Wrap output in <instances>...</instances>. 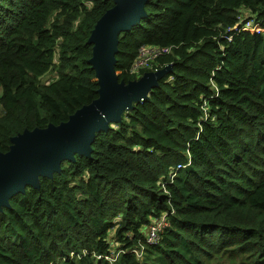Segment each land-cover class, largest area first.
<instances>
[{
	"label": "trees",
	"instance_id": "1",
	"mask_svg": "<svg viewBox=\"0 0 264 264\" xmlns=\"http://www.w3.org/2000/svg\"><path fill=\"white\" fill-rule=\"evenodd\" d=\"M114 5L0 0V152L98 98L89 38ZM145 10L119 32V80L170 70L96 133L90 155L10 197L0 264H264V0H147ZM250 18L259 31L241 28ZM142 45L167 50L133 71Z\"/></svg>",
	"mask_w": 264,
	"mask_h": 264
},
{
	"label": "water",
	"instance_id": "2",
	"mask_svg": "<svg viewBox=\"0 0 264 264\" xmlns=\"http://www.w3.org/2000/svg\"><path fill=\"white\" fill-rule=\"evenodd\" d=\"M97 21L89 42L93 43L90 62L99 80V96L59 124L25 129L11 138L6 152H0V209L10 205V197L27 185H40V176H52L64 159L75 154L90 155L96 133L121 120L135 101L148 97L171 65L146 71L140 78L120 81L115 69L118 35L146 14L147 0H114Z\"/></svg>",
	"mask_w": 264,
	"mask_h": 264
},
{
	"label": "built area",
	"instance_id": "3",
	"mask_svg": "<svg viewBox=\"0 0 264 264\" xmlns=\"http://www.w3.org/2000/svg\"><path fill=\"white\" fill-rule=\"evenodd\" d=\"M240 26L242 29L247 28L253 31H259L261 29L260 24L257 23L253 18L246 20V22L240 24ZM234 28L239 29L238 25H235ZM229 39H231V37H229ZM162 50H167V48H160L159 46L155 45H142L140 47V53L134 62L132 70L139 71L141 68L150 67L151 62L160 54ZM173 176H175V172L172 173V177ZM166 225H168V221L166 220L165 215L151 222L146 235L147 241L153 242L157 240L159 234Z\"/></svg>",
	"mask_w": 264,
	"mask_h": 264
},
{
	"label": "rangeland",
	"instance_id": "4",
	"mask_svg": "<svg viewBox=\"0 0 264 264\" xmlns=\"http://www.w3.org/2000/svg\"><path fill=\"white\" fill-rule=\"evenodd\" d=\"M53 77H54V73L51 72L47 75V77L45 78V81L52 80ZM140 256L141 258L145 259L144 255L140 254ZM210 264H250V261L245 259L244 257L233 258V256L224 255V257H220V258L216 257L212 262H210Z\"/></svg>",
	"mask_w": 264,
	"mask_h": 264
}]
</instances>
